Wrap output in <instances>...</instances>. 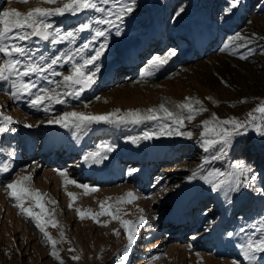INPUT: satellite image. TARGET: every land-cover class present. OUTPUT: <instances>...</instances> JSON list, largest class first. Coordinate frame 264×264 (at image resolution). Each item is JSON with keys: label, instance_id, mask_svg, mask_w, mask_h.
<instances>
[{"label": "rangeland", "instance_id": "obj_1", "mask_svg": "<svg viewBox=\"0 0 264 264\" xmlns=\"http://www.w3.org/2000/svg\"><path fill=\"white\" fill-rule=\"evenodd\" d=\"M65 2L67 0H58L55 4L42 0H28L27 3L0 0V14L9 9L26 14L35 7H62ZM116 4L117 0H110L108 5L102 6L112 8ZM249 7V3L240 0L239 6L228 12V26H233L230 30L217 27L210 22L209 15L203 16L188 6L177 16L180 8H174L168 0H149L145 7L143 0H136L134 11L123 20L121 35H115V28L108 30L106 25H93L105 28L108 39L107 50L96 62L100 72L96 75V82L78 98L68 96L65 104L51 105L48 112L43 111L47 105L33 108L26 95L20 100L14 99L9 85L0 81V113L15 121L9 125L11 131L0 136V264H59L51 256L53 249L36 227L35 218L22 213L16 199L5 188L17 176L27 174L33 176L31 188L45 194L43 203L49 215L44 219L58 221L56 227L48 225L46 230L60 241L56 250L64 264H248L242 257L239 243L247 235L256 234L254 226L264 219V196L256 198L251 194L254 186L257 190L260 188L258 175L254 186L232 193L230 202L222 193L212 191L203 180L188 181L187 177L205 158L215 153V149L208 153L203 151V121L212 119L213 114L220 119L236 117L244 120L250 111L264 103V55L256 52L255 46L264 41V12H247L244 16L243 9ZM100 15L84 11L75 16L65 14L50 18V22L62 31L76 33L75 44L65 42L52 46L35 38L25 43L37 58L43 54L46 62L59 53H75L92 35L90 31L80 32V26L92 23ZM103 39L94 42L77 59L94 54ZM230 41L234 42L229 44ZM225 45L229 47L225 48ZM170 49H175L177 54L152 75L145 76L144 71L150 69L151 60ZM134 54L138 55L139 63L134 70H129L133 66L126 60ZM117 65L125 68H116ZM70 68V64L56 66L57 71L65 74H69ZM101 73L105 74L104 77ZM45 75L62 81V77ZM99 77L103 78L104 84H100L102 79ZM25 79L35 80L44 87H54L38 77ZM188 97L199 99L207 109L195 120H186L180 129L191 131V138L173 135L141 140L138 144L131 142L132 137L141 136L144 131L158 129L159 122L128 126L92 125L79 133L72 128L47 123L49 118L64 111L92 114L116 109L145 111L162 103L177 111L176 105ZM29 124L33 127L26 126ZM246 135L255 140L263 138L251 129ZM56 138L61 143H79L76 154L64 159L66 162L60 166L55 164L61 161L59 157L55 163H46L43 155L47 150L39 151L41 145ZM101 143L114 145L115 150L105 163L96 165L93 171L87 169L92 165L84 163L83 156ZM235 145L227 157L211 161L205 169L231 171L230 165L235 160L244 161L234 155ZM32 149L34 154L29 157L28 151ZM13 152L14 157H10L9 153ZM5 163L10 165L8 172L2 170ZM81 165L86 168L82 169ZM107 166L115 180L98 183L94 176L86 177L95 169L100 173L98 175L104 176L108 172ZM132 169L137 171H130ZM59 171H66L69 178L99 191L86 194L75 185L65 187ZM129 191L139 199L132 204L117 205L122 208V217L137 221L143 215L146 223L138 230L129 257L123 261L120 254L127 245V235L120 222L109 216H99V224L87 217L82 220L77 209L99 213L101 202L115 205L118 198L126 197ZM68 192L77 194L75 202ZM25 207H31L36 213L41 211L31 199L25 201ZM205 212L208 213L204 216ZM241 228L245 229L243 233ZM116 231L119 235L115 234ZM228 232L236 235L229 237ZM70 248L75 251H69ZM75 255L81 259L73 260Z\"/></svg>", "mask_w": 264, "mask_h": 264}, {"label": "snow or ice", "instance_id": "obj_2", "mask_svg": "<svg viewBox=\"0 0 264 264\" xmlns=\"http://www.w3.org/2000/svg\"><path fill=\"white\" fill-rule=\"evenodd\" d=\"M21 2L27 3L28 0H21ZM42 2L55 4L58 0H42ZM109 2L110 0H67L62 7H35L26 14L17 9H9L0 14V25H2V29H0V55L3 56V60L0 61V81L9 85L10 95L16 100H20L26 95L30 98L29 103L33 108L47 105L43 107V111L48 112L53 104H65V97L75 96L78 98L85 89L91 88L96 82V75L99 72V66L96 65V62L101 59L108 48L107 30L102 27H93V25H106L108 30L115 28V35H121L123 20L125 16L134 11L136 0H117V4L113 5L112 8L102 6L108 5ZM239 4L240 0H229L226 11L230 13ZM84 11H94L101 15L94 18L92 23H84L80 26V32L90 31L92 35L75 53H59L46 62L43 54H40L37 58L36 53L27 47L25 42L32 41L34 38L48 42L52 46L65 42L75 44L77 40L76 33L62 31L50 22V18L64 16L65 14L75 16ZM183 11L184 9L181 7L176 15H180ZM118 21L119 23H117ZM100 38H104L103 42L99 44L98 48H95L94 54L82 60L77 59L79 54L84 53ZM236 39L242 38L237 37ZM233 42L230 41L229 44ZM228 47L229 45H225V48ZM176 54L175 49H170L163 55H156L151 60L150 69H145L144 75H152L154 70L163 67ZM241 58L247 59V56ZM61 64L71 65L69 74L56 70V66ZM46 73H50L51 77H62V81L51 79L45 75ZM30 77H38L45 80L46 83L54 85V87H44L35 80L25 79ZM61 88H63V91H58ZM195 105H200V107L196 108ZM176 109L177 111H172L162 103L158 107H151L145 111L130 109L125 112L116 109L113 112L104 114L64 111L62 114L49 118L47 123L57 124L62 128H72L79 133L92 125L128 126L159 122L158 129L144 131L141 136L132 137L131 142L138 144L141 140L150 141L161 136L173 135L191 138L193 135L191 131L183 132L180 129L184 127L186 120H195L198 114L207 111V109L203 107L202 101L191 97L185 98V102L178 103ZM0 117H2L0 136H2L11 131L9 125L15 121L11 116H3V113H0ZM26 126L33 127L30 124ZM202 127L201 136L203 139L201 143L203 151L208 153L215 149V153L205 158L196 169H193L187 180L192 181L197 178L203 180L210 186L212 191L222 193L230 202L232 193L239 192L241 188L254 186L258 177L253 168L242 160H235L230 165L231 171L216 168L206 170L205 166L210 164L211 161H218L227 157L237 139L246 135L250 129L259 136L264 137V103H260L253 111H250L244 120L236 117L220 119L213 114L212 119L202 122ZM114 150V145L101 143L94 150L88 151L82 159L89 166L100 165L108 159V155ZM9 156L14 157V152L9 153ZM2 170L4 172L10 171V165L5 163ZM130 171L135 172L137 170L132 169ZM59 175L64 177L65 187L69 184L75 185L83 189L86 194L99 191L96 187L69 178L66 171H59ZM32 179L31 174L17 176L13 181L7 183L5 188L8 194L18 202L17 207L20 211L28 217L35 218L36 227L53 249L51 256L59 261V264H64L59 251L56 250V245L60 241L54 239L46 230L48 225L56 227L58 221L54 218L44 219L45 215H49L48 209L43 203L45 194L31 188L30 182ZM260 191L261 194H264V189H260ZM67 195L73 202L77 200L76 193L68 192ZM29 199L33 200L35 206L41 210L39 213L34 212L31 207H25V201ZM137 199L139 197L134 192L129 191L126 197L118 198L115 205L107 201L101 202L99 213H95L91 209H77L82 220L87 217L99 224V216H109L120 222L127 235V245L120 254L123 261H126L129 257L138 230L145 225L146 218L141 215L137 221L124 219L121 215L122 208L117 205L132 204ZM50 203L55 204L57 202L50 201ZM69 207H72V205L70 204ZM139 211L143 212V209ZM254 227L256 234L247 235L239 243V248L242 257L248 264H264V257H262V254H264V219L258 226ZM244 231V228L240 229V232L243 233ZM115 234L119 235V231H116ZM63 235V232H61L62 237ZM227 235L233 237L236 233L228 232ZM69 251H75V249L70 248ZM72 259L79 260L81 257L75 255Z\"/></svg>", "mask_w": 264, "mask_h": 264}, {"label": "trees", "instance_id": "obj_3", "mask_svg": "<svg viewBox=\"0 0 264 264\" xmlns=\"http://www.w3.org/2000/svg\"><path fill=\"white\" fill-rule=\"evenodd\" d=\"M149 0H143V6L148 4ZM249 3L250 7L248 9H243L244 16L247 12H264V0L258 2L257 0H242ZM169 4L174 8H189L196 9V11L203 13V16L209 15L211 21L217 27L223 26L224 28L232 30L233 26H228V12L226 9L229 6V0H168ZM204 22V21H203ZM207 22V21H205ZM238 25L241 23H237ZM237 26V25H236ZM256 52L264 55V41L262 43H256ZM234 155L241 157L245 163L251 166L254 172L258 175L259 190L254 186L253 191H251L252 197L258 198L259 196H264L261 194L260 189H264V137L255 140L251 135H245L239 137L235 143ZM180 153V151H179ZM208 212H205V216Z\"/></svg>", "mask_w": 264, "mask_h": 264}, {"label": "bare ground", "instance_id": "obj_4", "mask_svg": "<svg viewBox=\"0 0 264 264\" xmlns=\"http://www.w3.org/2000/svg\"><path fill=\"white\" fill-rule=\"evenodd\" d=\"M135 55V54H134ZM133 55V57L132 58H130L129 60H126V62L128 63L129 61H130V63H131V65L133 66V68H129V70H134V67H136V64H137V62L139 61V59H138V55L136 56H134ZM128 59V58H127ZM125 62V63H126ZM130 65V66H131ZM121 66L123 67V68H125V66H123V65H117L116 66V68L117 67H120L121 68ZM127 67H128V64L126 65ZM115 68V67H114ZM118 70V69H117ZM121 71H123V70H121ZM100 73V72H99ZM130 74V73H129ZM104 75L105 74H103V73H101V76L102 77H104ZM99 78H101V77H99ZM101 86V85H100ZM99 86V87H100ZM102 133V132H101ZM72 136V138H74L75 136H74V134H72L71 135ZM57 137V136H56ZM59 137V136H58ZM62 138V137H61ZM50 139V138H49ZM57 139L59 140V138H56V139H52V140H50L48 143L46 142V143H44L43 144V148H46V150L48 151L45 155H43L44 157H46V160H45V162L46 163H55V159H56V157H59V160H61V161H59L58 163L56 162L55 164L57 165V166H60V165H63L66 161H64V159H66V158H68V157H73V155L74 154H76V152L79 150V148H78V144L75 142L74 144L73 143H67V142H63V143H61V142H59V141H57ZM63 139V138H62ZM85 143L87 144V142L85 141ZM71 145V146H70ZM71 148V149H70ZM69 149V150H68ZM33 154H34V150L32 149V150H30V151H28V155H29V157L30 156H33ZM78 154V153H77ZM13 160H15V158H13ZM17 164L19 163L18 161H15ZM103 163H105V161L103 162ZM95 166L96 165H92L91 167H89V168H87V169H90V170H92L93 171V169L95 168ZM100 166V165H99ZM99 166H97V167H99ZM109 166V165H108ZM107 166V168H106V171H108L104 176H101V175H98V174H100V173H98L97 171L98 170H94V173L90 176V175H86V177H90V178H92V176H94V179H95V182H98V183H100V182H103V181H101V178L103 177V178H108L109 180H115L116 179V177L112 174V170H111V168H109ZM102 167V166H101ZM81 168L82 169H85L86 167L85 166H83V165H81ZM100 168V167H99ZM179 224H181V223H176V225H178L179 226Z\"/></svg>", "mask_w": 264, "mask_h": 264}]
</instances>
